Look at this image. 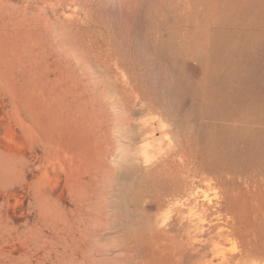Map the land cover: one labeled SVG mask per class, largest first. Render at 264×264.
Instances as JSON below:
<instances>
[{
	"label": "rangeland",
	"instance_id": "rangeland-1",
	"mask_svg": "<svg viewBox=\"0 0 264 264\" xmlns=\"http://www.w3.org/2000/svg\"><path fill=\"white\" fill-rule=\"evenodd\" d=\"M263 204L264 0H0V264H264Z\"/></svg>",
	"mask_w": 264,
	"mask_h": 264
},
{
	"label": "bare ground",
	"instance_id": "bare-ground-1",
	"mask_svg": "<svg viewBox=\"0 0 264 264\" xmlns=\"http://www.w3.org/2000/svg\"><path fill=\"white\" fill-rule=\"evenodd\" d=\"M187 136H185L186 138ZM171 139V137H169ZM188 139V138H187ZM190 139V138H189ZM188 139V140H189ZM186 140V139H185ZM190 141V140H189ZM170 142V141H169ZM168 142V143H169ZM187 142V141H186ZM168 143H165L166 145ZM198 143V142H197ZM177 144V143H176ZM194 144V143H193ZM172 148H174L175 146H172L171 143L169 144ZM198 147H199V144H197ZM170 146H166V147H169L171 148ZM179 146V144H178ZM192 146V144H191ZM180 147V146H179ZM187 147V146H186ZM188 147H189V144H188ZM168 149V152L165 150L164 154L161 155V165L163 166H173V165H179L181 168H184V165H185V159L184 157L182 156L181 153H179L176 148L175 150H169ZM180 149V148H179ZM187 149H190V148H187ZM215 149V148H214ZM217 149V148H216ZM189 152V151H188ZM191 154V152H189ZM189 155V154H188ZM190 158V157H189ZM189 170V169H188ZM187 172V171H186ZM206 175V174H204ZM208 175V174H207ZM209 176V175H208ZM195 178V177H194ZM193 179V178H192ZM211 179V178H210ZM194 180V179H193ZM193 180H190L188 179V176L184 173H180L178 175V181L176 182L174 188H178L177 189V192L176 193H173V191L171 190V192L169 194H167L165 196V199L169 204L171 205H176V204H180L182 201H187L189 204H191L192 207H195V208H201L204 206V200L202 199L201 197V194H200V191L201 189H204L202 188L201 186H196L195 182ZM206 180V179H205ZM212 180V179H211ZM214 181H212L213 183ZM202 183V182H201ZM204 184V183H203ZM205 187V186H204ZM173 188V189H174ZM200 188V189H199ZM206 188V187H205ZM208 190V189H207ZM176 191V190H175ZM203 191V190H202ZM206 192V191H205ZM209 193V192H207ZM221 194V193H220ZM203 195V194H202ZM209 197V195H207ZM218 196V195H217ZM226 196V195H225ZM228 196V195H227ZM221 198L220 196H218V199ZM209 199V198H208ZM216 199V198H215ZM210 200H211V197H210ZM217 200V199H216ZM229 199H227L228 201ZM232 201V200H231ZM212 202V201H211ZM183 203V202H182ZM207 203V202H206ZM220 203V202H218ZM231 206L232 205V202H230ZM209 204V203H208ZM211 204V203H210ZM181 205V204H180ZM183 205V204H182ZM264 205V204H263ZM186 206V205H184ZM211 206V205H210ZM214 206V204H213ZM216 206V204H215ZM230 206V207H231ZM244 206V205H243ZM234 207V206H233ZM242 207V206H241ZM168 208V207H167ZM206 208V207H204ZM215 208V207H214ZM249 208V207H248ZM169 209V208H168ZM244 209H247V207L245 206ZM209 210V209H208ZM254 210V209H253ZM261 210V209H260ZM231 216L230 218H232V221H228V218L223 221L224 224H226L228 227L224 228V229H220V231L218 232V235L219 236H224L225 238H230V236L234 235V234H243L247 228L246 227H243L245 222H246V218H245V212L244 210H242L241 208H237V209H231ZM247 212V211H246ZM251 212V211H250ZM256 212V210H255ZM227 213V212H226ZM230 213V212H229ZM228 213V214H229ZM226 215V214H225ZM228 216V215H227ZM247 216H249L247 214ZM226 218V217H225ZM261 219V218H260ZM249 220V219H248ZM247 220V222H248ZM258 220V219H256ZM250 222V221H249ZM252 223V221H251ZM257 224V223H256ZM261 224V223H260ZM264 224V222H263ZM259 225V224H258ZM246 226V225H245ZM256 226V225H255ZM262 226V225H261ZM250 227V226H249ZM259 227V226H257ZM262 229V228H261ZM264 229V228H263ZM249 231V230H248ZM256 233V232H255ZM246 236V235H245ZM256 236V235H255ZM258 236V235H257ZM243 237V235H242ZM221 239V238H220ZM247 239V238H246ZM248 240V239H247ZM251 240V239H250ZM248 244V243H247ZM255 252V251H254ZM250 253V251H249ZM252 253V251H251ZM241 255V254H240ZM251 255V254H250ZM220 256V255H219ZM230 257H234V256H230ZM230 257L228 256H225V255H222V259L226 260V259H229Z\"/></svg>",
	"mask_w": 264,
	"mask_h": 264
}]
</instances>
